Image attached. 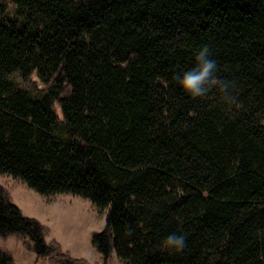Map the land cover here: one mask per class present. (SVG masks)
Segmentation results:
<instances>
[{"label":"trees","instance_id":"trees-1","mask_svg":"<svg viewBox=\"0 0 264 264\" xmlns=\"http://www.w3.org/2000/svg\"><path fill=\"white\" fill-rule=\"evenodd\" d=\"M204 47L216 67L192 96L178 78ZM0 175L88 199L104 261L264 264V0H0ZM11 234L50 253L0 187Z\"/></svg>","mask_w":264,"mask_h":264},{"label":"rangeland","instance_id":"rangeland-1","mask_svg":"<svg viewBox=\"0 0 264 264\" xmlns=\"http://www.w3.org/2000/svg\"><path fill=\"white\" fill-rule=\"evenodd\" d=\"M8 8L11 15V5ZM13 80L32 97L43 96L46 86L35 74L28 77L16 74ZM55 109L61 117L58 105ZM0 187L22 214L33 218L43 227L44 240L51 244L50 253L38 257L26 236L11 234L0 237V249L10 252L12 264H122L114 253L104 261L92 246L91 235L103 229L105 217L88 199L71 194L44 196L7 175H0ZM60 252H68L77 262L64 260Z\"/></svg>","mask_w":264,"mask_h":264},{"label":"clouds","instance_id":"clouds-1","mask_svg":"<svg viewBox=\"0 0 264 264\" xmlns=\"http://www.w3.org/2000/svg\"><path fill=\"white\" fill-rule=\"evenodd\" d=\"M209 49L201 48L195 55L196 66L178 78L179 86L192 96H199L204 91V85L209 82L216 67L209 58ZM165 245L177 251L184 248V237L170 234L164 241Z\"/></svg>","mask_w":264,"mask_h":264}]
</instances>
